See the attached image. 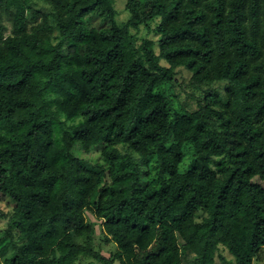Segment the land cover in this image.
<instances>
[{"label": "trees", "instance_id": "trees-1", "mask_svg": "<svg viewBox=\"0 0 264 264\" xmlns=\"http://www.w3.org/2000/svg\"><path fill=\"white\" fill-rule=\"evenodd\" d=\"M125 10L117 24L113 0H0V195L13 204L0 264H254L264 0H127ZM141 28L154 39H138ZM181 70L201 92L193 111L161 89Z\"/></svg>", "mask_w": 264, "mask_h": 264}, {"label": "rangeland", "instance_id": "rangeland-1", "mask_svg": "<svg viewBox=\"0 0 264 264\" xmlns=\"http://www.w3.org/2000/svg\"><path fill=\"white\" fill-rule=\"evenodd\" d=\"M114 1V8L116 10V17L115 21L117 24H122L126 22L129 18V13L125 10V4L127 0H113ZM37 8H40L41 10H45V6H43L41 3L37 5ZM94 25L97 27H107L108 23L101 24L99 20H96L94 22ZM133 34L136 33V36L138 39L146 38V39H154L152 36V32L141 28L138 32H132ZM176 84L175 86H164L161 89L166 92L167 95H169L173 106L177 108L178 106H183L189 111H193L196 109V103H195V97H198L201 95V92L198 88L192 87L189 84L190 74L185 71L181 70L179 71L178 75L176 76ZM221 91V90H220ZM178 94L179 97H175V95ZM74 154L80 158H84L86 160H89L91 162H96L99 159V152L98 151H90V152H83L79 150L78 148L74 149ZM193 156L192 151L190 149L185 150V157L184 160L180 166V171H185L190 168L192 165ZM13 204L10 201V199L3 197L0 195V211L3 214V218L0 219V230L4 229L7 226V221L10 218V215L12 213ZM85 217L88 221L93 222L95 224V231L97 235H101V227H100V221L97 220L89 211H85ZM112 249V245L103 246L101 248V254L104 257H108L110 254V250ZM224 256L227 259H230V256L223 252ZM100 264L96 261L90 259L89 257L82 256L79 260V264ZM114 264H119L117 261ZM254 264H264V249H262L257 259L255 260Z\"/></svg>", "mask_w": 264, "mask_h": 264}]
</instances>
